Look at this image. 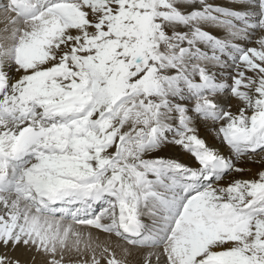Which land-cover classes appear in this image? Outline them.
<instances>
[{"label": "snow or ice", "instance_id": "obj_1", "mask_svg": "<svg viewBox=\"0 0 264 264\" xmlns=\"http://www.w3.org/2000/svg\"><path fill=\"white\" fill-rule=\"evenodd\" d=\"M0 264H264V0H0Z\"/></svg>", "mask_w": 264, "mask_h": 264}, {"label": "bare ground", "instance_id": "obj_2", "mask_svg": "<svg viewBox=\"0 0 264 264\" xmlns=\"http://www.w3.org/2000/svg\"><path fill=\"white\" fill-rule=\"evenodd\" d=\"M249 167L253 168V171L257 170L260 166L259 165H249ZM144 222L148 223L147 218H144ZM25 257H21V259H24Z\"/></svg>", "mask_w": 264, "mask_h": 264}]
</instances>
